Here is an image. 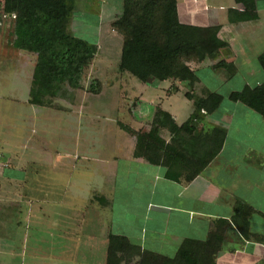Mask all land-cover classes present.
Listing matches in <instances>:
<instances>
[{"label": "crops", "instance_id": "1", "mask_svg": "<svg viewBox=\"0 0 264 264\" xmlns=\"http://www.w3.org/2000/svg\"><path fill=\"white\" fill-rule=\"evenodd\" d=\"M80 2L84 8L74 10L72 25L103 24L99 40L120 14L121 0ZM176 3L180 23L217 27L226 44L215 59L188 64L198 78L194 88L200 87L194 94L206 97L214 91L202 86L197 72L208 70L222 82L235 78L236 67L228 78L213 66L220 60L236 66L237 47H251L264 34L251 29L261 16L258 10L256 21L230 22L229 10H242L234 0ZM10 47L3 51L16 62L0 61V264H106L110 236L127 241L126 264H187L178 258L184 245L197 249L190 260L196 264H264V119L231 102L235 91L222 96L216 110L197 114L190 134L160 129L169 148L152 164L139 135L149 132L157 108L178 127L194 108L180 117L163 108L161 98L146 99L147 89L168 83V95L184 92L183 83L132 88L117 68L120 80L112 86L95 77L98 94L65 87L50 106H36L29 102L36 55ZM99 48L100 61L114 53ZM9 76L19 85L3 84ZM126 85L131 92L125 94ZM104 86L113 92L105 95ZM215 129L225 132L221 147L199 171L200 157L219 143ZM212 235L218 238L205 244Z\"/></svg>", "mask_w": 264, "mask_h": 264}, {"label": "trees", "instance_id": "2", "mask_svg": "<svg viewBox=\"0 0 264 264\" xmlns=\"http://www.w3.org/2000/svg\"><path fill=\"white\" fill-rule=\"evenodd\" d=\"M262 1L234 0L242 10H229L228 20L232 23L256 21L257 4ZM2 11L13 17L12 48L36 55L30 88L31 104L50 106L55 98L65 95V87L83 89L85 71L96 57L98 46L70 32L74 0H3ZM110 26L122 37L118 66L121 73H128L147 85L176 81L189 89L185 97L192 101L194 112L180 127L159 108L154 114L145 139L144 157L150 163L158 164L161 151L169 148L158 136L160 129L166 128L172 136L182 132L190 134L194 131L193 120L198 119L201 111L211 113L220 105L222 96L217 93L209 92L206 97L193 93L198 78L188 64L215 59L226 44L217 37V27L202 28L180 23L176 0H121L120 14ZM258 63L264 73V51L258 56ZM213 67L224 70L228 78L236 73L235 66L225 60L218 61ZM99 92L100 83L95 80L89 86V93ZM228 99L245 105L264 119V82L254 88L246 86L240 92H232ZM213 132L214 136H218L219 143L215 149L211 148L208 156L200 157L199 171L218 153L225 136L221 129ZM240 206H236L235 212ZM216 238L218 236L212 235L205 244H210ZM187 248L186 245L180 248L178 258L188 261L187 264L198 263L190 261L198 254L197 249L194 247L192 251ZM129 249L125 239L110 236L106 264H119Z\"/></svg>", "mask_w": 264, "mask_h": 264}, {"label": "rangeland", "instance_id": "3", "mask_svg": "<svg viewBox=\"0 0 264 264\" xmlns=\"http://www.w3.org/2000/svg\"><path fill=\"white\" fill-rule=\"evenodd\" d=\"M74 0V10L75 9H81L84 8L80 3V0L76 1ZM2 2L3 0H0V61L8 60L11 64L16 62L15 56L13 57L10 53H4L3 49L7 48L10 49L11 42L13 39V17H9L8 15H5L2 11ZM258 10L259 15L261 16L260 21L257 23L256 28H251L253 31H260L264 33V1L258 3ZM74 14V12H73ZM72 14V15H73ZM74 18V17H73ZM72 21V18H71ZM71 22L69 23V30L74 33V35L85 39L89 42L96 43L99 41L98 45L100 50L103 48H108L109 51H114V53H111L109 56H106L104 59H102L101 56H98L96 54V57L94 58L92 65L89 66L87 69V75L84 76V80L87 82L86 85H83V90L87 88V92L89 93V86L92 82H94L97 79H100L102 81V84L104 85V82L108 83V86H112L114 84V79H119V73L117 71L118 68V53L116 52V49H121L122 45V37L120 34H118L116 31L113 30V28L110 26L109 28V34L103 33L102 37L97 38L98 36V30L103 24H100V26L94 22L93 20H90L89 22H84L81 25L80 24H74ZM106 28V26H105ZM256 32V35L258 34ZM254 44H252L251 47L246 48H239L235 50V67L238 69L237 76L233 78L230 82H222L218 79V75H213L208 70L202 69L200 72H197L198 77H200L202 81V86H205L208 90L214 91L220 96L227 97L228 93L230 91L240 92L243 90L245 86V83H247V87L254 88L258 86L259 84L264 82V73L262 69L260 68V65L258 63V56L261 54V52L264 51V34H260L256 40H253ZM11 50V49H10ZM111 51V52H112ZM15 54V53H14ZM102 62V63H101ZM100 63L102 65H100ZM103 63L105 64V67H103ZM217 70V69H216ZM102 73V75H101ZM216 73V72H215ZM126 74V73H125ZM97 79H96V78ZM214 77V78H213ZM125 78L128 80L129 85L132 88H135V84L138 85L137 89L140 86V82L137 81L134 77L126 74ZM98 81V80H97ZM3 84H8L10 87H16L19 85L17 80L9 76L8 80H4L2 82ZM127 86V85H126ZM124 87L126 93H130L129 86ZM105 87L104 94H111L113 91H110ZM101 89V86H100ZM182 89H185V91L179 93H170L168 95L165 94L168 90H170V85L168 83L161 84L159 89L157 88H151L147 89L146 99H158L161 98L162 107L170 110L172 113L178 115L181 114L183 116H186L187 113L191 111L192 108V101L188 100L183 94L189 90L188 88L182 87ZM129 90V91H128ZM192 91V88L190 89ZM193 93L196 95L200 94V87L194 88ZM18 92L16 95H19ZM167 96V97H165ZM99 100V99H98ZM226 100V99H225ZM160 101V100H157ZM94 102V101H93ZM99 104H105V102L102 100L98 101ZM104 102V103H103ZM107 103V102H106ZM160 103V102H159ZM200 114V113H199ZM179 117V118H180ZM108 118V117H107ZM178 121H180V119ZM181 122V121H180ZM146 135H139L140 139L144 140L146 139ZM144 154V153H143ZM45 203H48V200L44 201ZM36 205L35 203H33ZM47 207V205L45 204ZM49 206V205H48ZM47 221V220H46ZM123 257V255H121ZM124 258H121L119 264H126L123 260ZM127 261V260H125Z\"/></svg>", "mask_w": 264, "mask_h": 264}]
</instances>
